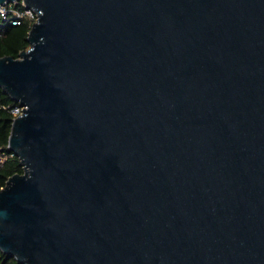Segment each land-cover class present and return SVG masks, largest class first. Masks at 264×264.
<instances>
[{
  "label": "water",
  "instance_id": "obj_1",
  "mask_svg": "<svg viewBox=\"0 0 264 264\" xmlns=\"http://www.w3.org/2000/svg\"><path fill=\"white\" fill-rule=\"evenodd\" d=\"M37 21L0 189L20 264H264V0H0Z\"/></svg>",
  "mask_w": 264,
  "mask_h": 264
},
{
  "label": "trees",
  "instance_id": "obj_2",
  "mask_svg": "<svg viewBox=\"0 0 264 264\" xmlns=\"http://www.w3.org/2000/svg\"><path fill=\"white\" fill-rule=\"evenodd\" d=\"M31 24L26 22L19 27H5L0 35V58L12 57L18 59L22 51L28 49L27 35ZM18 106L0 89V150L11 155L0 167V189L11 176L23 173L19 159L7 150L8 138L14 117L10 109ZM0 264H20L14 258L0 252Z\"/></svg>",
  "mask_w": 264,
  "mask_h": 264
},
{
  "label": "built area",
  "instance_id": "obj_3",
  "mask_svg": "<svg viewBox=\"0 0 264 264\" xmlns=\"http://www.w3.org/2000/svg\"><path fill=\"white\" fill-rule=\"evenodd\" d=\"M37 21V14L34 10L27 8L23 2H4L0 4V35L5 27H19L23 23H30L31 26ZM11 115L16 118L22 113L18 105L10 109ZM11 155L0 150V167Z\"/></svg>",
  "mask_w": 264,
  "mask_h": 264
}]
</instances>
